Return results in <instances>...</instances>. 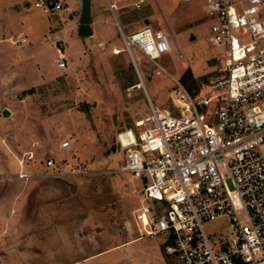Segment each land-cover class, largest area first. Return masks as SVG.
I'll list each match as a JSON object with an SVG mask.
<instances>
[{
  "label": "rangeland",
  "instance_id": "374dc122",
  "mask_svg": "<svg viewBox=\"0 0 264 264\" xmlns=\"http://www.w3.org/2000/svg\"><path fill=\"white\" fill-rule=\"evenodd\" d=\"M33 1L0 0V264H181L165 254L162 241L141 236L132 214L141 205V190L118 171L123 150L116 134L129 127L137 135L135 121L149 113L143 90L128 91L138 77L118 25L126 34L146 26L171 32V51L156 60L158 66L135 50L134 55L152 103L172 109L170 75L192 92L223 66L220 49L209 40L211 21L202 0H143L139 7L136 0H111L114 11L107 0H95L101 13L92 21L94 37L80 36L73 17L44 14ZM21 30L26 43L8 40ZM47 35L65 54L66 68L57 67ZM63 140L70 147L60 148ZM27 151L35 159L21 171L46 172L37 159L52 157L59 165L84 164L90 173L64 181L38 177L20 192L24 179L5 177L18 173L17 159ZM15 195L17 213L5 226V207ZM219 227L212 221L204 230ZM11 238L35 256L9 254Z\"/></svg>",
  "mask_w": 264,
  "mask_h": 264
},
{
  "label": "built area",
  "instance_id": "2783aa9c",
  "mask_svg": "<svg viewBox=\"0 0 264 264\" xmlns=\"http://www.w3.org/2000/svg\"><path fill=\"white\" fill-rule=\"evenodd\" d=\"M33 5L50 14L63 11L66 0ZM202 6L223 66L192 92L170 75L172 109L152 103L134 55L157 65L171 51V32L146 26L126 34L119 28L138 77L128 91L143 90L149 113L135 121L137 135L131 129L116 134L123 150L118 171L141 190V205L132 211L141 236L162 241L166 255L181 264H264V0H202ZM8 40L24 44L27 36L21 30ZM56 51L57 67L66 68L65 54ZM60 146L70 147V140ZM34 159L25 152L20 169ZM37 162L47 171H20L17 177L65 180L90 173L67 160ZM212 221L220 227L206 232Z\"/></svg>",
  "mask_w": 264,
  "mask_h": 264
},
{
  "label": "crops",
  "instance_id": "0c3cea01",
  "mask_svg": "<svg viewBox=\"0 0 264 264\" xmlns=\"http://www.w3.org/2000/svg\"><path fill=\"white\" fill-rule=\"evenodd\" d=\"M124 1V0H123ZM71 2H72V5L69 7L68 6V3L66 2V8L63 10V11H60V12H58L59 13V15L60 16H62V18H64V16L65 15H67V16H69L70 18L71 17H73L74 19H75V25H76V27H78V25H79V18H80V10H81V0H71ZM90 2H91V4H90V17H91V23H90V26H91V29H92V37H94L95 36V29H94V27H93V25H92V21L93 22H95V21H97L98 20V15L101 13V8H100V6H99V4H98V2H96L95 0H90ZM107 2L108 3H114L115 4V1H111V0H107ZM135 4H138L139 3V0H136L135 2H134ZM116 5V4H115ZM116 7H117V5H116ZM114 14H115V12H114ZM147 16H148V14H147ZM115 19H116V14H115ZM146 20H148V18L146 19ZM149 21V20H148ZM116 23H117V21H116ZM117 25H118V23H117ZM118 28H121L120 27V25H118ZM122 29V28H121ZM158 29V28H157ZM137 30V29H136ZM170 32V31H169ZM91 36H88V37H91ZM46 39L48 40V42L50 43V44H52V45H54L55 47H57V42H55L54 40H52L51 39V37H50V35H47L46 36ZM99 41H101V42H104V40H99ZM114 47V46H113ZM115 48V47H114ZM113 48V49H114ZM117 50V49H116ZM146 116V115H145ZM140 118H142V117H140ZM139 118V119H140ZM138 120V119H137ZM128 129H129V127H128ZM131 129V128H130ZM59 146H60V144H59ZM60 148H61V146H60ZM62 149H65V148H62ZM17 163H18V159H17ZM18 166H19V163H18ZM20 167V166H19ZM21 171V169H19L18 170V173ZM18 173L17 174H15V175H9V176H4L5 177V179L6 180H23V178H18L17 177V175H18ZM36 179H40V178H29V179H24L23 181V184L20 186V192L22 191V188L23 189H25L24 187H26L27 185V181L28 180H36ZM53 180H59V181H64V180H61V179H53ZM37 183H39V182H37ZM20 184V183H19ZM15 188H18V184H16V182H15ZM16 196L17 195H15L14 196V198H13V201H12V203L10 204V205H7L6 207H5V209H6V213H7V216H6V220H5V226L7 225L6 224V222H10V220L12 219V217H13V215H15L16 213H17V210H16V205H17V202H15V200L14 199H16ZM2 208V207H1ZM22 222V221H21ZM133 230V228H132V225H130V231H132ZM3 231H5V229L3 230ZM11 234V233H10ZM12 235V234H11ZM14 236V235H13ZM12 237V236H11ZM137 238H139V237H135V238H132V239H130L129 241H125L124 243H126V242H130V241H132V240H135V239H137ZM12 239V242H10L9 244H8V246L5 248L6 249V251H8L9 252V254H14V253H16V252H18V253H20V256L21 257H23V258H26V257H28V256H35L34 254H30L29 252H28V247H24V248H22V251H20L21 250V248H19V246H18V244L16 245L15 243H16V240H14V238H11ZM120 245V244H119ZM119 245H117V246H119ZM112 248V247H111ZM111 248L109 247V248H107V249H100V250H95V251H92L89 255H86V257L85 258H83V261L84 260H89V259H91L92 257H95V256H97V255H99V254H102V253H104V252H107V251H109V250H111ZM78 262H80L79 260L78 261H73V262H71V263H68V264H76V263H78Z\"/></svg>",
  "mask_w": 264,
  "mask_h": 264
},
{
  "label": "water",
  "instance_id": "95a60500",
  "mask_svg": "<svg viewBox=\"0 0 264 264\" xmlns=\"http://www.w3.org/2000/svg\"><path fill=\"white\" fill-rule=\"evenodd\" d=\"M90 0H81V10L80 18L78 25V34L80 36H91L92 29L90 26L91 17H90ZM4 114L7 115V111H4Z\"/></svg>",
  "mask_w": 264,
  "mask_h": 264
},
{
  "label": "trees",
  "instance_id": "16d2710c",
  "mask_svg": "<svg viewBox=\"0 0 264 264\" xmlns=\"http://www.w3.org/2000/svg\"><path fill=\"white\" fill-rule=\"evenodd\" d=\"M186 75V74H185ZM186 86V85H185ZM190 91L193 89V88H190V87H187Z\"/></svg>",
  "mask_w": 264,
  "mask_h": 264
},
{
  "label": "bare ground",
  "instance_id": "6f19581e",
  "mask_svg": "<svg viewBox=\"0 0 264 264\" xmlns=\"http://www.w3.org/2000/svg\"><path fill=\"white\" fill-rule=\"evenodd\" d=\"M114 52H116V53H120V51H116V50H115Z\"/></svg>",
  "mask_w": 264,
  "mask_h": 264
}]
</instances>
